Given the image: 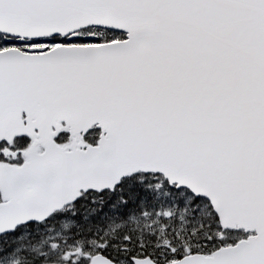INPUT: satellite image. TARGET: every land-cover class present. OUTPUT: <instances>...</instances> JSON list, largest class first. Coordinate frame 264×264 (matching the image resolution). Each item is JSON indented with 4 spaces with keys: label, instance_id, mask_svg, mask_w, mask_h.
I'll return each mask as SVG.
<instances>
[{
    "label": "snow or ice",
    "instance_id": "obj_1",
    "mask_svg": "<svg viewBox=\"0 0 264 264\" xmlns=\"http://www.w3.org/2000/svg\"><path fill=\"white\" fill-rule=\"evenodd\" d=\"M0 264H264V0H0Z\"/></svg>",
    "mask_w": 264,
    "mask_h": 264
}]
</instances>
